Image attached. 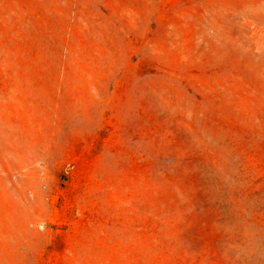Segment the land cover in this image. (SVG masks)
I'll return each mask as SVG.
<instances>
[{
  "label": "rangeland",
  "instance_id": "1",
  "mask_svg": "<svg viewBox=\"0 0 264 264\" xmlns=\"http://www.w3.org/2000/svg\"><path fill=\"white\" fill-rule=\"evenodd\" d=\"M0 264H264V0H0Z\"/></svg>",
  "mask_w": 264,
  "mask_h": 264
}]
</instances>
